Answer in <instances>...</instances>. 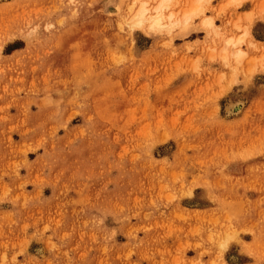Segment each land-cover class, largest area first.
I'll list each match as a JSON object with an SVG mask.
<instances>
[{"label":"rangeland","instance_id":"374dc122","mask_svg":"<svg viewBox=\"0 0 264 264\" xmlns=\"http://www.w3.org/2000/svg\"><path fill=\"white\" fill-rule=\"evenodd\" d=\"M148 1L0 0V264H264V0Z\"/></svg>","mask_w":264,"mask_h":264},{"label":"bare ground","instance_id":"6f19581e","mask_svg":"<svg viewBox=\"0 0 264 264\" xmlns=\"http://www.w3.org/2000/svg\"><path fill=\"white\" fill-rule=\"evenodd\" d=\"M150 1H155V0H150ZM203 1L204 0H199L198 6L192 11L185 12L181 18L177 17L175 13L166 15L165 10L168 8L170 0H159V4L153 9L149 8L150 2L148 1L144 3L137 11L135 18L133 19L134 20L133 24L136 27L144 28L145 23L147 24L148 22H150L151 30L159 29L161 31L163 29L171 30L176 27H181L185 32H187L191 27L194 18L204 15L205 9L202 7ZM165 21L167 22L166 24L164 23ZM202 24L205 27L204 29H208V30H211V28L214 26V22L210 17L204 18ZM242 42L243 39L234 40L232 38L231 39L229 38V40L226 41L227 46L225 52L227 51V48L231 46L238 47ZM226 54L227 53H225V57H224L225 59H227ZM234 55L236 57L234 59L235 60L237 59L238 61L240 60L242 61V59L245 56L244 52L241 49L237 50V52H235Z\"/></svg>","mask_w":264,"mask_h":264}]
</instances>
